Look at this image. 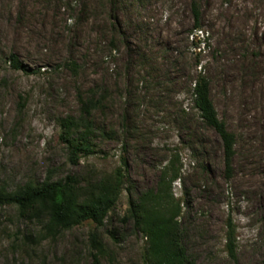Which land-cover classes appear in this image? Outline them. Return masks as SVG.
I'll list each match as a JSON object with an SVG mask.
<instances>
[{
    "label": "rangeland",
    "instance_id": "rangeland-1",
    "mask_svg": "<svg viewBox=\"0 0 264 264\" xmlns=\"http://www.w3.org/2000/svg\"><path fill=\"white\" fill-rule=\"evenodd\" d=\"M199 74L235 138L229 172L194 106ZM90 94L106 99L91 114L95 152L74 165L61 125ZM176 155L192 264H235L229 219L237 264H264V0H0V186L73 177L84 188L127 163L104 227L38 242L46 219L0 207V264H145L146 240L125 218ZM92 233L106 252L96 259Z\"/></svg>",
    "mask_w": 264,
    "mask_h": 264
},
{
    "label": "trees",
    "instance_id": "trees-1",
    "mask_svg": "<svg viewBox=\"0 0 264 264\" xmlns=\"http://www.w3.org/2000/svg\"><path fill=\"white\" fill-rule=\"evenodd\" d=\"M196 24H199V12L193 5ZM13 64L20 69L21 65L13 57ZM194 106L203 124L211 127L219 135L225 156L226 170L232 168L235 153L234 135L226 129L225 123L219 119L209 94V83L205 76L199 74L191 88ZM105 97L95 98L93 94L81 100V115L77 118L65 119L62 127L64 138L70 152V161L77 165L80 157L94 154L93 139L95 130L91 114L102 106ZM178 156H173L160 174L156 191L144 194L137 203H131L125 219L133 222L146 240L145 264H192L187 257L180 218L183 214L182 200L173 193V184L182 179ZM127 163L112 174L106 175L93 185L78 188L76 179L66 177L57 181H47L39 185L28 184L15 191H8L0 186V207L15 206L19 213L31 220L46 219L39 241L55 240L62 231L70 230L85 223L96 228L104 227L106 220L115 208L124 191L127 175ZM227 250L231 259L237 264L235 229L231 219L227 221ZM91 245L96 250L94 258L104 255L105 248L98 240L96 233L90 235ZM30 239L28 242H31ZM36 241V240H35ZM34 242V241H32Z\"/></svg>",
    "mask_w": 264,
    "mask_h": 264
}]
</instances>
